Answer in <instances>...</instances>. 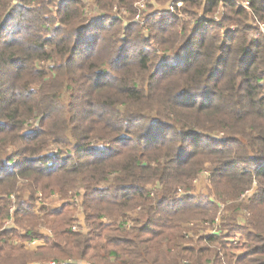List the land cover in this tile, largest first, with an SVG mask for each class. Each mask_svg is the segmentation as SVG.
Returning <instances> with one entry per match:
<instances>
[{"label":"trees","instance_id":"1","mask_svg":"<svg viewBox=\"0 0 264 264\" xmlns=\"http://www.w3.org/2000/svg\"><path fill=\"white\" fill-rule=\"evenodd\" d=\"M176 1L224 17L157 14L145 35L80 0H0V264H264V0Z\"/></svg>","mask_w":264,"mask_h":264},{"label":"rangeland","instance_id":"2","mask_svg":"<svg viewBox=\"0 0 264 264\" xmlns=\"http://www.w3.org/2000/svg\"><path fill=\"white\" fill-rule=\"evenodd\" d=\"M84 6H85V10H84V15H86V17H91L94 15H99V14H108L110 13L112 16H114L115 18H118L122 21L123 27L127 26L130 23H134V24H138L139 26L143 27V33L145 35H149V31L147 29V24H148V20L149 18H152L153 15H172V13H175L180 19L181 21H183L185 24L190 26V29L195 28V26L197 25L198 22H200L201 20L208 18L209 16H206L204 8H199V9H193V15L192 16H188V14L184 13V3L182 1H179L177 3L176 0H168L167 2H159L158 0H139L138 2H136L133 6H132V10L134 11L135 14H131L129 12V10L127 8H122L120 7V3L118 2H114V4L111 6V4H108L107 2L104 3L106 9H101V0H80ZM240 7H243L245 10H247L248 12H250V8H249V3L244 1V0H234ZM17 2L14 4L16 5ZM107 5V6H106ZM181 10L178 11L177 9ZM55 8L52 7V12L55 11ZM224 13L225 10L222 6H220V8L217 10L216 14L214 15V17H209L210 19H214L216 21H221V19L224 17ZM264 22H258V21H253L250 20L248 22V26H250L252 28V30L250 31V37L251 39H256L259 37L264 36V33H262L260 31V24H262ZM161 52H158V55L161 56ZM46 66L48 65L45 64ZM219 137H222V135H220ZM51 145V144H50ZM61 149H58L56 146L51 145L49 150H48V155H54L57 154V151H60ZM69 148H63L62 149V154L63 156H65L68 153ZM208 172H203L201 174V176L196 180V182H194V186H195V191L194 194L196 196H205L207 197L209 195V187L211 186V183L209 181V173ZM251 193V192H250ZM181 195H184L183 192L179 193ZM38 198V203L42 202L41 204H45L48 207H60L65 201L60 199V196L57 195H52L50 199L45 200V202L43 201V195L42 194H38L37 196ZM242 198L244 199L245 196H242ZM15 201V199H13V202ZM74 202V201H73ZM71 202L70 204H73L74 206L72 207L73 210H75V218L77 219L75 222V227H76V231H87L88 227L86 225V221H85V215L83 212V208L81 207V203L79 201V199H76V202ZM214 203L218 202L215 201ZM219 206H221L220 208V212L215 220V225L213 227H211L210 225V221L205 222L204 226H206V228H208L206 230V234H220L219 226L221 224V219L223 218V214L226 213L225 209L227 207V205L225 204H220ZM141 210V208H138L136 211L131 213V217L134 219L138 216L139 211ZM35 213L37 214V216H42V213L39 212L38 209L35 210ZM245 218V217H243ZM13 223V222H12ZM12 223H5L4 224V228H8L10 226H12ZM132 225V223H130V226ZM193 225V224H191ZM40 229L42 230L43 234L50 236L52 233L46 229V227L44 226H40ZM236 239V240H235ZM235 243H238L240 241V239L238 237L233 238L232 239ZM19 243H21L20 241L15 242L16 246L19 245ZM40 244V242L37 241H33L31 243H25L23 244L26 247V250H30V251H36L37 246ZM63 264L61 262H57V259H52L50 262L45 263V264ZM32 264H41V263H32ZM66 264H73V262L70 260L68 262H66ZM77 264H89L87 262H78Z\"/></svg>","mask_w":264,"mask_h":264},{"label":"built area","instance_id":"3","mask_svg":"<svg viewBox=\"0 0 264 264\" xmlns=\"http://www.w3.org/2000/svg\"><path fill=\"white\" fill-rule=\"evenodd\" d=\"M260 31L262 32V33H264V23H262V24H260ZM208 174V173H207ZM73 230H76V227H74L73 228ZM236 240V239H235ZM53 264H55V263H53Z\"/></svg>","mask_w":264,"mask_h":264}]
</instances>
